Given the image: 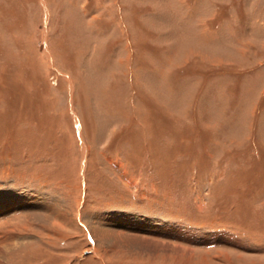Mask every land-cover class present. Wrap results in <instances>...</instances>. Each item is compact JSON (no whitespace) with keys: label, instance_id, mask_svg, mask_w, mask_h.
Returning <instances> with one entry per match:
<instances>
[{"label":"rangeland","instance_id":"374dc122","mask_svg":"<svg viewBox=\"0 0 264 264\" xmlns=\"http://www.w3.org/2000/svg\"><path fill=\"white\" fill-rule=\"evenodd\" d=\"M0 234L4 264H264V0H0Z\"/></svg>","mask_w":264,"mask_h":264},{"label":"bare ground","instance_id":"6f19581e","mask_svg":"<svg viewBox=\"0 0 264 264\" xmlns=\"http://www.w3.org/2000/svg\"><path fill=\"white\" fill-rule=\"evenodd\" d=\"M1 207H2V206H1ZM3 208H4V207H3ZM7 232H8V231H7ZM11 232H12V231H11ZM5 233H6V232H5ZM3 234H4V233H3ZM0 235H1V234H0ZM6 235H7V234H4V236H6ZM13 235H14V233H13ZM1 236H2V235H1ZM14 236H16V235H14ZM0 238H3V236H2V237H0ZM7 238H8V236L5 238V239H6V241H10V240H11V238H12V240H13V238H14V237H11L10 239L8 238L9 240H7ZM16 238H17V237H16ZM5 239H4V240H5ZM14 240H15V239H14ZM0 243H1V242H0ZM11 243H12V242H11ZM3 244H4V243H3ZM3 244H2V246H3ZM8 244H9V243H8ZM0 264H4V263L0 261Z\"/></svg>","mask_w":264,"mask_h":264},{"label":"crops","instance_id":"0c3cea01","mask_svg":"<svg viewBox=\"0 0 264 264\" xmlns=\"http://www.w3.org/2000/svg\"><path fill=\"white\" fill-rule=\"evenodd\" d=\"M89 235H90V234H89ZM90 237H91V243H93L92 236L90 235Z\"/></svg>","mask_w":264,"mask_h":264}]
</instances>
